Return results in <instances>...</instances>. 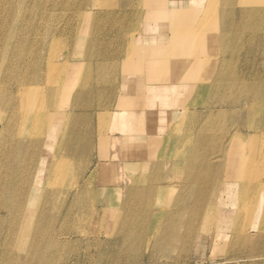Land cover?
Masks as SVG:
<instances>
[{"label":"bare ground","instance_id":"6f19581e","mask_svg":"<svg viewBox=\"0 0 264 264\" xmlns=\"http://www.w3.org/2000/svg\"><path fill=\"white\" fill-rule=\"evenodd\" d=\"M231 1L211 3L227 5ZM200 2L191 0L192 6L196 5L192 12L198 11ZM254 3V7L239 10L242 25L237 28L242 32L217 31L226 44L223 52L236 46L238 50L245 31L252 33L254 43L255 12L260 11L256 9L260 1ZM179 12L173 15L178 21L188 20L187 11ZM144 16L143 4L139 9L123 10L120 0H0V264H52L67 260L66 251L73 244V236L88 220L86 213L93 217L100 213L94 200L93 179L84 183L78 175L84 167L90 169L92 163L96 115L102 125L97 128L98 135L111 129L119 133L112 139L125 158V168L149 165L151 146L162 149L165 158L172 155L181 159L178 165L184 182L179 179L176 184L165 186L174 198L169 202L167 232L161 234V241L157 237L163 224L159 223L160 216L154 214L158 221L154 226L158 231L154 234V252H162L160 245H173L183 228L185 244L190 245L199 230L211 232L217 224L221 228L218 236L226 241L232 237L234 245L252 249V260H264V200L256 225L260 202L247 200L252 191L262 195L264 188V85H256L257 75L250 71L255 57L248 54L244 66L238 59L233 90L226 92L223 78L228 74L223 73L225 66L221 64L225 58L217 55L218 59H205L206 64L193 58L196 46L209 38L205 23L192 32H185L187 25H174L168 39L154 41L156 64L153 71L148 70L149 79L154 72L153 86L151 80L144 78ZM230 37L232 45L228 46ZM205 65L213 71L220 68L219 79L213 82V87L219 89L215 90L216 97L202 107L205 109L201 113L191 108L175 112V127L162 136L160 106L179 102L189 87L185 78L193 80L196 66L200 75ZM198 81L204 84L202 75ZM205 85L200 89L204 90ZM169 94L171 101L162 99ZM224 113L231 114V124L216 134L214 127L227 115ZM197 117L204 120L197 122ZM171 132L185 137L180 146L177 138L171 139ZM255 143L260 145L259 150ZM101 151V159L93 168L105 176L110 170L107 165L115 166L118 155L110 156L108 147L103 145ZM81 155L87 157V163L80 160ZM49 158L52 161L48 163ZM139 159H144V163ZM157 163L159 170L163 163ZM146 180L150 181L146 177L132 178V185L126 186L143 190L140 196L138 190L134 191L124 202L115 224L120 236L143 228V217L147 228L150 224L147 206L141 212L142 219L138 217L140 208L147 204V200H141L146 196L144 190L148 188L150 196L153 188L155 192L163 188L151 183L141 186ZM154 180L157 182L156 177ZM124 182L123 176L116 192L124 188ZM196 186L200 200L195 205L198 203L200 209L205 206L210 218H193L191 208L184 211V206H193L190 190ZM206 187L217 188L218 194L226 193L234 213L233 209L221 207L220 198L213 206ZM121 193L117 194L118 199ZM106 209L105 222L111 207ZM165 212L160 210L162 215ZM41 221H55V227L51 230ZM118 252L127 257L138 253V249L121 248ZM173 264L179 263L175 260Z\"/></svg>","mask_w":264,"mask_h":264},{"label":"rangeland","instance_id":"374dc122","mask_svg":"<svg viewBox=\"0 0 264 264\" xmlns=\"http://www.w3.org/2000/svg\"><path fill=\"white\" fill-rule=\"evenodd\" d=\"M120 1H121V9L133 10L135 8L139 9L142 6V4L145 7L147 0H120ZM211 1L212 0L203 1V5H201L200 7V12L196 14L197 17L196 20L190 23L192 25L191 27L185 28V32L188 31L192 32L194 30H197L198 26L203 22V24L205 23V25L207 26L206 32L209 33L208 40H203V42H205L204 44H198L196 46L197 52L193 53V58L195 60L196 59L199 60L200 62L201 60H203V62H201L202 64H206L205 59L215 60L218 59V56H220L221 59L225 58V60L221 62V64L225 66V70L223 71V73L228 75L223 78L224 79L223 87H225L224 90L226 92H229L233 90V83L235 79L234 73L236 68L235 66L237 65L238 59L241 62L240 66H244V63H246L244 62L246 56H248V54L253 55L256 61L250 71L254 75H257V77H255V81H256L255 84L264 85V0H258L260 1V3H258L259 8L256 9L260 11L255 12L254 26L256 27L255 28L256 34L254 35L255 37L254 43L253 44L251 43L252 33L250 31H245L242 39V46H240L238 50H237V46L230 47L231 49L227 50L226 52L222 51L223 46L226 44H224L225 42L223 41L221 42L222 37L220 36V34H218L217 31L220 30L223 33H229V34H234V32L236 33L237 31L242 32L241 29L239 30L237 28V26L242 25L241 24L242 13H240L241 11L239 12V10H241V8L248 6L254 7L255 4L254 2L256 0H232L227 5L226 3H224V5H222V3L212 4ZM222 9L224 12L217 11ZM232 10L233 11L236 10V12L233 13ZM232 16H234V19L231 18ZM155 19L156 17L154 14V31L156 32V27L162 26L161 25L162 20L161 19L155 20ZM167 24L168 23H166L165 25ZM176 24L184 27L185 23L182 20V22H177ZM215 26H218V28L215 29ZM165 31L167 32L165 35L168 36H165L163 33L161 34L154 33V37L168 39L171 34L169 35L168 31L167 30ZM232 38L233 37H230L228 46L232 45V40H231ZM220 50L222 51L221 54H219L218 52ZM114 58H117V56H115ZM206 67L207 66L205 65L203 72L200 75H198L199 71L196 66V70H197L196 77L193 78V80L185 78L184 82L189 87L186 88L184 92H182L179 102L177 103L175 102L174 104H169V102L168 103L165 102L164 104H162V106H160L159 113L163 114L161 121L163 127V133H161L162 136H167L168 130L175 127L173 126L174 125L173 121H176V118L174 117L175 112H183L185 108H191L192 111H198L199 113H201L202 110L205 109L202 107H207L212 102L213 100L212 98L216 97V95L214 96L215 90H219V89L213 87V82L219 79L218 77L220 75L218 74L220 73V68L216 69V71L215 70L213 71V68L209 69L208 67L207 68ZM246 71L247 70H245V72ZM201 75L204 84L201 83L200 85L198 80ZM207 80H208V84L205 85V82ZM163 84L166 85L167 83L164 82ZM165 85H161V86H165ZM203 85L207 87H205L204 90H201L203 89V87L201 88V86ZM227 95H229V93H227ZM260 97H262L261 94ZM162 99H166V100L170 99L171 101V94H169V96H165V98ZM198 119L199 117H197V120ZM202 120H204V118H200L197 122H200ZM230 121H231V114L223 115L218 120L216 126L214 127L216 134L217 133L220 134L221 132L226 131L229 128V125L231 124ZM97 122L99 125L97 124ZM95 126H96L95 134L97 135V140H95L94 148L92 150V163L90 165V169L89 168L85 169L84 167L82 171L79 172L78 175L82 177L81 179L83 180L84 183L88 182V180L90 179H93L92 185L93 186L95 185L93 189L95 193L94 200H96V209L97 210L99 209L100 213L98 215H95L94 217L90 213L89 214L86 213L88 220L83 224V226H81L80 228L81 230H79V232L73 236L74 238L73 241L71 242L73 244L66 251L67 252L66 256L68 255L67 260L55 262L52 264H100L101 262L115 264L116 261H120V260L123 261H121L118 264H173L175 260L179 264L181 263L183 264V262L185 264H264L263 259L262 260L257 259L256 261L251 259L252 249L249 248V250H247L246 247L242 246L241 244L234 245V242L232 241V237L230 241H226L225 237L218 236V232L221 228L218 227L217 224L213 226L211 232L205 230H201V231L199 230V232H197L193 236L192 244L190 245L185 244L186 238L184 235H182V233H184L186 230H184L183 228L182 231L180 230V235L175 237V239L178 240H176L173 245H167V244H163L162 246L160 245L162 252L160 253L154 252V246H155L154 244L156 243V241L154 240V234L158 232L157 230L156 231L154 230V226L157 221L156 217L154 218V214L157 213V216L158 215L160 216V218H158V220H160L159 223L162 222L161 224H163L162 228L160 229L159 236L157 235L158 236L157 238H160L159 240L161 241L162 240L161 234L167 232L166 228L169 222L168 211L170 210L169 202H171L172 199L174 198V196L170 195L169 193L170 191L168 190V188L166 189L165 186L172 184L173 182H175L176 184V182L180 180L184 182V179H182L184 174L182 171H180V169H182L180 168L181 159H179L180 161H178V159L172 155L170 156V158L167 157L165 158L162 155L163 153L162 149L157 148L158 150L157 151L154 148V146H151L150 150L153 153L152 156L150 157L151 160L149 165L140 169L125 168L124 166L125 158L122 156L119 145L115 144L112 139V137L119 135V133L113 132L111 129L109 132H106V134H104L103 136L98 135L100 132L98 131L97 128H99L98 126H102L100 125L98 115L95 116ZM82 131H83V126H82ZM79 132H81V127H79ZM101 137H103V141L101 140L102 139ZM170 137L171 139L177 138L176 140L178 141L179 146L182 143L181 138L182 139L185 138L184 136L176 135L174 132H171ZM102 145L104 146V148L108 147V154L110 156L111 155L113 156L114 154L118 155L116 161L117 164L115 166H112L113 164L107 165L106 169L110 168V170H107L105 172V176L100 174L98 170H95V168H93L95 167L97 162H99V160L101 159L100 156L102 154L101 151ZM113 145L114 147H112ZM259 148L260 145L256 144V149L259 150ZM80 160L85 161L84 163H87L86 162L87 157L84 155L80 156ZM143 160L144 159H139V162L142 161V163H144ZM51 161L52 160H50L49 158L48 163ZM157 162L163 163L159 167V170H156L158 164ZM165 162L167 163L165 164ZM178 163L180 165H178ZM76 170L77 168L75 166V171ZM76 172H74L73 174H76ZM157 172H159V174ZM47 173L45 174L46 176ZM96 174L98 175L97 177ZM123 176L125 178V182L123 183L124 188H122L120 192H116L115 188L119 187L118 184L122 183ZM136 177H141L143 179L146 177V179L147 178L150 179V181L148 182L147 180L143 182L141 186L145 185L144 187H147V185L151 183V185L153 186L154 184L159 186L161 185L163 189H161L162 191L156 190L155 192V189L153 188L150 196L148 194V188L144 190V194H146V196L141 200H143L142 202H145L147 200V204H145L140 208V210L138 211L139 212L138 217L141 218L142 216L141 212L144 210L145 206H147L148 210L150 211V214L152 215V216L150 215L151 219L148 228H147V223H144L145 218L143 217V219L141 218L143 228L133 229L131 231L123 233L120 236L118 234L119 229L115 230L116 227L115 224L118 220L119 215H121L120 212L122 213L124 202L128 200V195H131L134 191L138 190L137 192L140 196L143 190L141 188H134V187L128 189V187L132 185L131 179L132 178L134 179ZM155 177L157 179V182H154ZM94 179H96L95 182ZM192 187L190 188L192 189ZM216 189H214V187L205 188L206 192L209 195V198H211L212 202H214L212 203L213 206L220 198L219 204L221 205V207L225 206L222 208L233 209L230 203L231 201L229 197L226 195V193L218 194L216 192ZM176 192L177 193H175V195L178 194L179 190H177ZM199 192L200 190L198 186L190 190V194L193 196L192 198L193 206L192 207L190 205L184 206L185 207L184 211L191 208L193 210L192 211L193 218L194 217H197L199 219L210 218L211 216L209 215V212L205 211V206L204 208L200 209L201 207H199L198 203H196L195 205V202L200 200ZM252 192L248 196L247 200H249L250 202V201H257L258 199V201L260 202V205L258 206L257 209V215L254 221L256 225L257 221L259 220L258 218L263 213V206L261 203L264 200V188L262 190L263 192L262 195H259L260 193H257V191H254L253 193ZM119 193H121L120 199H118L117 197L118 196L117 194ZM138 194L136 196H138ZM234 197L236 198V196ZM159 201H161L162 203H159ZM107 206L111 207V214L106 218V222H105V220L103 221V217H104L103 212L104 210H107L106 209ZM228 206L230 207L228 208ZM160 210H167V212H165L162 215L160 213ZM233 213H234V209H233ZM128 215L132 216L129 213ZM217 219H218V214H217ZM41 222L47 223V227L50 229L55 227V221H41ZM83 228L84 230L82 232ZM121 239L123 240L122 243L120 241ZM121 248L130 249V250L138 249V253L135 252V255L133 256L132 254L130 255L127 254L128 255L127 257H125L126 255L122 257V255H120V253L118 252V249ZM262 248L263 249L261 250V252L264 253V247L262 246ZM1 252H2V248L0 247V254H2Z\"/></svg>","mask_w":264,"mask_h":264},{"label":"crops","instance_id":"0c3cea01","mask_svg":"<svg viewBox=\"0 0 264 264\" xmlns=\"http://www.w3.org/2000/svg\"><path fill=\"white\" fill-rule=\"evenodd\" d=\"M199 1V0H198ZM203 1L201 0L200 3L203 5ZM199 3V5H200ZM197 6V12L200 10V6ZM196 5L191 4V0H147L145 5V16H144V23L141 28V35H142V46L145 47V50H147V53H143L144 60L143 64L146 66V71L144 78L149 79L148 76V70L151 69L154 70V57L157 55H154V51L152 48H154V41H159L162 38L160 37H154V33L162 32L163 34H166L168 31V34L170 35V28L176 24L177 22H180L177 20L176 17H174V14L180 13V10H184L188 12V20L182 19L184 21V27L187 25V27H191L192 25L190 23L194 22L196 20V13L192 12L193 7ZM154 14L157 19H161L162 26L156 27V32L154 31ZM178 17V16H177ZM168 23L167 25H165ZM144 42V44H143ZM150 48V49H149ZM149 49V50H148ZM151 83L154 86V72H152L150 79Z\"/></svg>","mask_w":264,"mask_h":264}]
</instances>
